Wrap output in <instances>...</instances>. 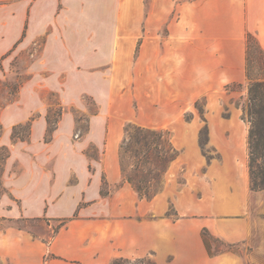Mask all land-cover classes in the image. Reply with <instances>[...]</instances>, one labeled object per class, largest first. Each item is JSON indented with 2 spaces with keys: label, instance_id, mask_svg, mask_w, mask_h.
Wrapping results in <instances>:
<instances>
[{
  "label": "rangeland",
  "instance_id": "obj_1",
  "mask_svg": "<svg viewBox=\"0 0 264 264\" xmlns=\"http://www.w3.org/2000/svg\"><path fill=\"white\" fill-rule=\"evenodd\" d=\"M35 1L11 0L3 6L0 0V7L9 8L7 14L0 10V28L4 18H15L10 22L11 35L15 34L18 26V8L21 6L26 12L28 10L25 38L0 62V136L6 129L2 114L10 105L16 104L18 111L34 119L48 111L53 113L61 106L63 119L57 125L64 130L70 129L60 136L66 142L62 141L55 149L41 148L44 130L40 145L36 144L35 149L29 152L34 157L38 156L40 174H47L51 184L55 150L75 159L82 152L93 164L91 158L101 157L102 151L108 160H115L128 125L166 128L179 150V157L169 166L167 177L176 176V179L169 182L165 191L171 194L180 188L186 170L187 175L197 181L208 176L210 165H214L215 171L211 175L216 181H222L219 187L228 188L220 201L221 208L225 209L236 200L229 189L242 191L247 181L248 211L245 217L255 220L256 224L247 247L240 243L231 244L232 250H224L228 243L219 238L212 241L223 249L222 252L241 253L248 264H264V197L258 195L264 194V189H250L247 166L250 124L242 118L250 81L229 83L227 88L215 85L209 58H182L181 41L177 40L169 58H150V51L157 47L152 45L147 46L146 58H137L142 23L152 0H39L32 7ZM173 4L171 21L178 18L181 1ZM159 6L164 4L160 1ZM159 33L160 38L165 37L166 27L160 28ZM255 52L252 48L249 74L253 79L263 78L264 68L261 69V66L264 65L256 61ZM17 82L21 83V87L15 94L12 91L9 93L8 89ZM88 85L94 94L86 91ZM196 99L208 124L207 140L202 147L198 136L204 121L193 107ZM53 134L54 131L49 141ZM95 139L100 144H95ZM257 150L260 153L263 151L261 147ZM261 159L264 162V158L260 157L257 162ZM18 168L16 163L12 167L13 170ZM75 182L76 176L72 174L66 184L69 186ZM192 191L199 194L201 185L197 183ZM47 193L51 200L54 193ZM65 194L74 195L69 189L63 192ZM50 202H47V208H50ZM167 211L170 217L178 216L175 208L168 206ZM73 213L69 216L44 213L39 220L34 219L38 217H29L24 219L30 221L20 223V219L0 220V231L21 224L24 226L18 228L34 235L39 241L45 240L48 246L56 236L50 238L54 235L57 219L77 216V210ZM68 222L56 234L70 229ZM248 251H254L255 255L250 256ZM51 253H46L42 264H47L45 261L56 256ZM151 254L146 255L155 259ZM118 256L122 255L112 256L103 264H111ZM12 263L14 260L9 257L0 258V264ZM58 263L76 264L74 260L64 258Z\"/></svg>",
  "mask_w": 264,
  "mask_h": 264
},
{
  "label": "crops",
  "instance_id": "obj_2",
  "mask_svg": "<svg viewBox=\"0 0 264 264\" xmlns=\"http://www.w3.org/2000/svg\"><path fill=\"white\" fill-rule=\"evenodd\" d=\"M10 1L1 0V4L6 6ZM160 1L164 6H159ZM178 1H181L180 13L177 19L171 21L173 3ZM8 9L0 7L4 14ZM17 15L18 26L14 35L9 33V27L15 18L2 20L0 58L12 50L21 37L25 22L28 23V10L26 12L20 6ZM162 27H166L167 33L160 38ZM248 32L264 49V0H152L142 23L137 58L147 57L149 45L157 46L156 50L150 51V58H169V52L176 47V40L181 41L182 58H209L213 66L214 84L227 88L229 83L238 84L247 80L245 37ZM86 91L94 94L90 85ZM196 101L193 107L198 111ZM17 109V105L13 104L2 114L6 129L0 136V145L9 146L10 153L3 164L1 176L5 191L0 196V220L39 217L44 213L69 216L76 210L77 216L68 222L70 229L56 234L48 246L18 227L0 231V258L9 257L14 264H42L46 253L51 251L56 256L45 261L47 264H61L58 261H63V258L72 259L76 264H103L112 256L139 257L152 253L157 264H248L236 251L210 256L201 237V230L206 228L211 235L226 243H240L247 247L256 225L255 220L245 217L248 211L247 181L242 191L229 189L236 200L225 209L221 208L220 201L228 188L219 187L222 181H216L211 175L215 171L214 165H210L208 176L197 181L189 177L186 170L180 188L168 194L165 187L176 176L168 178L167 173L179 157V150L172 142L178 155L166 173L162 190L150 200L140 198L127 183L117 185L122 182L118 152L115 160H108L102 151L101 157L91 158L93 164L82 152L75 159L69 154H58L55 150L52 166L54 179L50 184L47 174H40L38 156L29 153L36 144L40 145L47 127L46 114L32 120L29 142L12 141V126L27 118ZM60 119H63L62 115L59 123ZM201 119L204 121L201 129L206 127L208 134L207 121L203 115ZM65 130L57 125L53 138L47 142L43 139L40 147L55 149L62 141L65 143L66 140L60 137ZM67 130L70 131L69 128ZM198 137L202 147L200 132ZM94 143L100 144V141L95 139ZM15 163L18 170L12 169ZM72 174L76 176V182L68 186L66 182ZM103 178L109 188L105 196L100 194ZM197 183L201 185L199 194L192 191ZM68 189L74 195H63ZM48 191L54 193L51 200L47 196ZM258 195L264 197L262 193ZM48 201H51L50 208H47ZM168 206L175 208L177 217H170ZM248 252L250 256L255 255L254 251Z\"/></svg>",
  "mask_w": 264,
  "mask_h": 264
},
{
  "label": "trees",
  "instance_id": "obj_3",
  "mask_svg": "<svg viewBox=\"0 0 264 264\" xmlns=\"http://www.w3.org/2000/svg\"><path fill=\"white\" fill-rule=\"evenodd\" d=\"M26 27L27 22H25L21 37L16 44L25 36ZM245 43V75L250 83L248 87L247 102L243 108L242 118H246L250 124L247 138L249 149L248 169L250 176V189L256 191L264 189V162L262 159L260 162H257L258 157L264 158V76L263 78L260 77L253 79L249 74L248 64L250 52L253 48L257 54V58H255L256 61H260L262 62V65H264V49L260 47L255 36L249 32L246 33ZM252 43L254 46H252ZM7 53L5 55H7ZM5 55L0 58V62ZM263 68L264 67L261 66V69ZM20 85L21 83L17 82L10 88L8 86L9 93L12 91V93L15 94ZM5 86H7V84ZM12 101L13 99L10 100V102ZM195 107L202 116V111L198 107L197 101L195 102ZM51 112L52 111H48L45 116L47 123L43 138L45 142L49 141L51 133L57 126L58 120L62 115V107L59 106L53 113ZM33 119L34 117L32 116L23 123L13 125L10 134L11 140L27 141L30 137V125ZM202 135H205L204 139L202 138ZM206 140V127H204L200 131V144L203 146L206 143ZM260 147L263 150L262 153L257 150ZM9 153L8 146L0 145V178L3 172V164L9 156ZM177 155L178 151L173 146L170 132L167 129H155L136 124L128 125L124 130V136L118 146V158L122 172V182L117 185L127 183L136 191L140 198L150 200L162 190L166 179V173ZM4 191L5 188L0 180V196ZM108 192V184L105 178H103L100 194L105 196ZM34 219L39 220L41 218L38 217ZM71 219L72 217L57 219L58 224L54 228V235H50V238H53ZM18 221L20 223L28 222L30 220L22 218ZM23 226L18 224V227L22 228ZM201 237L210 256L222 252L223 249L216 246L212 241L213 239L218 238L212 236L206 228L201 230ZM42 241L45 242L43 239ZM226 245L227 247L224 250H230L231 244L228 243ZM111 264H157V262L149 255L139 257L118 256L113 258Z\"/></svg>",
  "mask_w": 264,
  "mask_h": 264
}]
</instances>
